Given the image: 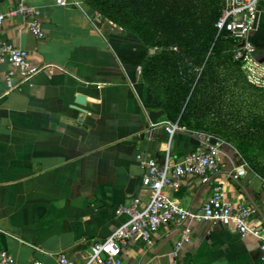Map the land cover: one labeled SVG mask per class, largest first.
<instances>
[{
    "label": "crops",
    "instance_id": "obj_1",
    "mask_svg": "<svg viewBox=\"0 0 264 264\" xmlns=\"http://www.w3.org/2000/svg\"><path fill=\"white\" fill-rule=\"evenodd\" d=\"M19 1L0 4V14ZM24 1L40 11L44 37L37 39L24 29L20 16L0 24L2 40L26 50L30 67L37 70L7 92L8 66L0 65V250L16 264H59L58 252L87 262L83 256L89 245L127 222L116 210L146 198L137 154L174 163L193 150H208L217 139L206 141L184 129L166 132L169 121L161 98L141 79L138 58L130 56L147 51L134 35L108 21L98 31L85 5L76 6L81 0ZM250 40L255 52L244 69L252 82H264V1ZM220 150L218 179L227 198L254 208V222L264 224V180L230 145L223 143ZM237 168L244 175L228 178ZM165 193L197 210L210 187L189 177L177 192ZM177 237L178 229L171 225L157 231L150 248L133 240L121 248V262L168 264ZM178 264L264 261L253 237L201 224L194 226Z\"/></svg>",
    "mask_w": 264,
    "mask_h": 264
},
{
    "label": "trees",
    "instance_id": "obj_2",
    "mask_svg": "<svg viewBox=\"0 0 264 264\" xmlns=\"http://www.w3.org/2000/svg\"><path fill=\"white\" fill-rule=\"evenodd\" d=\"M88 11L146 48L141 79L170 123L230 145L264 180V88L249 81L237 44L218 32L221 0H85Z\"/></svg>",
    "mask_w": 264,
    "mask_h": 264
},
{
    "label": "built area",
    "instance_id": "obj_3",
    "mask_svg": "<svg viewBox=\"0 0 264 264\" xmlns=\"http://www.w3.org/2000/svg\"><path fill=\"white\" fill-rule=\"evenodd\" d=\"M264 0H221V11L215 28L218 32H225L226 37L237 44L235 59L242 58L245 64L251 60L255 47L250 40L259 14V3ZM85 0L76 3L77 7L84 5ZM65 6L64 1H59ZM20 16L23 28L37 39L44 37L41 26L40 11L21 0L7 13L0 14V24L10 18ZM90 23L98 31L99 25L107 21L97 12L87 13ZM111 23V22H110ZM21 32V29L18 30ZM242 43V46L240 44ZM8 66L4 74L6 91L17 89L37 73L30 67L29 53L21 48L5 43L0 37V65ZM245 67V65H244ZM14 78L18 82H14ZM249 79V77H248ZM250 82H252L249 79ZM253 84L263 87L264 82L255 81ZM169 135L181 131L176 123H167L165 127ZM197 136L208 141L210 137L203 134ZM215 138V137H214ZM217 139V138H216ZM224 142L217 139L215 145L208 150H193L174 163L167 157L162 163L151 157L136 155V160L143 168L142 186L146 190V198L141 201L135 198L130 206H121L116 215L125 214L127 222L118 226L103 241L89 245L83 258L87 262H76L63 252L55 254L59 264H122L121 248L133 240L142 241L147 247L155 243V235L160 228L175 226L178 237L169 254L168 264H178L183 248L191 242L194 226L207 224L210 228H233L244 238L251 236L258 242L261 259L264 261V224H256L254 215L256 210L243 204H234L226 196L223 182L218 179L220 147ZM244 175L243 169H235L227 174L228 178L237 179ZM198 177L201 184L210 187V194L203 205L192 210L183 207L177 200L168 196L165 191L177 192L184 179ZM0 264H16L14 258L4 250H0ZM29 264H41L31 261Z\"/></svg>",
    "mask_w": 264,
    "mask_h": 264
},
{
    "label": "water",
    "instance_id": "obj_4",
    "mask_svg": "<svg viewBox=\"0 0 264 264\" xmlns=\"http://www.w3.org/2000/svg\"><path fill=\"white\" fill-rule=\"evenodd\" d=\"M5 1H7V0H0V4H2ZM240 46H242V43L240 44Z\"/></svg>",
    "mask_w": 264,
    "mask_h": 264
},
{
    "label": "rangeland",
    "instance_id": "obj_5",
    "mask_svg": "<svg viewBox=\"0 0 264 264\" xmlns=\"http://www.w3.org/2000/svg\"><path fill=\"white\" fill-rule=\"evenodd\" d=\"M104 22H106V21H104Z\"/></svg>",
    "mask_w": 264,
    "mask_h": 264
}]
</instances>
